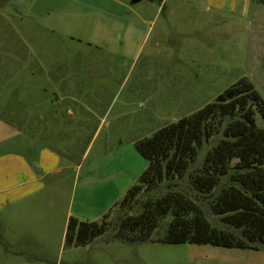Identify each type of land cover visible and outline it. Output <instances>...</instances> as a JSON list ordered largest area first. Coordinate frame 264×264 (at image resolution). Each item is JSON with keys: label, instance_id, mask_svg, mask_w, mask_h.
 <instances>
[{"label": "rangeland", "instance_id": "obj_1", "mask_svg": "<svg viewBox=\"0 0 264 264\" xmlns=\"http://www.w3.org/2000/svg\"><path fill=\"white\" fill-rule=\"evenodd\" d=\"M9 151L71 169L46 175L58 205L49 189L24 199L6 264H264V213L248 204L264 209V4L0 0Z\"/></svg>", "mask_w": 264, "mask_h": 264}, {"label": "crops", "instance_id": "obj_2", "mask_svg": "<svg viewBox=\"0 0 264 264\" xmlns=\"http://www.w3.org/2000/svg\"><path fill=\"white\" fill-rule=\"evenodd\" d=\"M159 6L161 7V5ZM49 152L50 154H46L45 157L43 156L44 153L41 152L32 157L14 151L0 154V233L2 235L0 237V264H6L7 258L5 256L9 253L4 246V231L17 232L18 230L19 232L17 222H20V219L27 215L28 210H33V204H30L29 207L23 206L24 199L44 194L50 190L53 196L55 193L59 198L53 199L55 204L58 205V202H61L60 181H56L54 183L56 187L54 185V188L50 189L47 185L49 183L46 181V175L52 174L61 177L71 169V166L63 164L61 156L58 157L55 152ZM44 160L46 163L51 162L55 165L47 169ZM50 187L52 188L51 185ZM29 219L34 221L32 216ZM76 220L79 219L76 218Z\"/></svg>", "mask_w": 264, "mask_h": 264}, {"label": "trees", "instance_id": "obj_3", "mask_svg": "<svg viewBox=\"0 0 264 264\" xmlns=\"http://www.w3.org/2000/svg\"><path fill=\"white\" fill-rule=\"evenodd\" d=\"M150 1H152V2H157V3H159V5H162V4H164V2H165V0H150ZM254 2H257V3H262V4H264V0H253ZM239 92H242V91H239ZM139 148H138V150H139V152L143 155V156H145L146 157V159L147 160H149V156H148V154L146 153V151L141 147V146H139V145H137ZM145 152L144 154L142 153V150ZM244 162H246V159L244 160ZM243 162V163H244ZM257 170H259V169H257ZM242 171H235L234 173H236V178H237V180H241L243 177H246L245 176V173L246 172H242ZM255 172V170L252 172V174ZM147 173V172H146ZM248 174V173H247ZM249 175V174H248ZM143 176H141V178H142ZM248 182V180L246 179V183ZM259 187H261V188H263L262 186H260V185H258ZM218 189H221V188H218ZM239 194H241V193H238L237 194V191H235L233 188L231 189V192L229 193V197H228V205L230 204V202H229V200H231L232 198H234V199H240V198H238L240 195ZM243 198H245V197H243ZM176 199V198H175ZM246 199V198H245ZM180 200L182 201V199L180 198ZM246 201H247V199H246ZM248 202V201H247ZM248 204H249V206H250V208H251V214L252 215H254V214H256L257 212H260V213H264V209H259V208H255L252 204H250L249 202H248ZM230 206V205H229ZM130 207H124V208H121L120 210L122 211V214H124V213H127V215L129 214V212L131 211V210H133V209H129ZM157 209H159V208H157ZM157 209H151V210H149L148 212H146V214H149V215H156V211L155 210H157ZM158 211V210H157ZM241 211L242 210H239L238 212L239 213H241ZM108 214V213H107ZM106 214V215H107ZM105 215V218H104V220H103V224H102V228H107V224H108V222H107V216ZM193 216H200V218L202 219V216L200 215V213L198 214V213H196V211L195 212H186V214H181L180 216H178V217H176V219L172 222V226H170L171 228H170V230H176V229H178V231L179 230H181V228L182 227H186L187 225H188V223H189V221L191 220V218L193 217ZM128 219H130L131 220V222L134 224L137 220V218L139 217L140 219L138 220L139 221V224H140V226H142V227H145V226H150V224L149 223H146L145 221H144V219H143V217H141L139 214H136V215H128ZM133 218V219H132ZM123 220V217L121 216V221ZM203 220V219H202ZM75 221H76V224L77 223H82V224H84V223H86V224H89L90 222H86V221H83V222H79V220H76L75 219ZM247 221V220H246ZM250 223H251V221L250 220H248ZM150 223H151V221H150ZM202 223V222H201ZM204 223V224H203ZM203 223L201 224V225H203V226H205L206 227V229H208L210 232L212 231V232H219L217 229H214V230H212L211 228H210V224L208 223V222H205V221H203ZM97 224H93L92 226H93V229H102V228H95V226H96ZM122 225V224H121ZM120 225V226H121ZM251 226V228H250V230H248V232L250 233V234H252V230H253V228L254 227H256L255 225H253L252 223L250 224ZM254 231V230H253ZM170 232V231H169ZM220 233V232H219ZM221 234V233H220ZM222 235H224V234H222ZM227 235V234H226ZM226 235H224V236H226ZM247 235V234H246ZM2 235H1V233H0V237H1ZM230 237V236H229Z\"/></svg>", "mask_w": 264, "mask_h": 264}, {"label": "water", "instance_id": "obj_4", "mask_svg": "<svg viewBox=\"0 0 264 264\" xmlns=\"http://www.w3.org/2000/svg\"><path fill=\"white\" fill-rule=\"evenodd\" d=\"M140 1H142V0H133L134 3H137V2H140Z\"/></svg>", "mask_w": 264, "mask_h": 264}]
</instances>
